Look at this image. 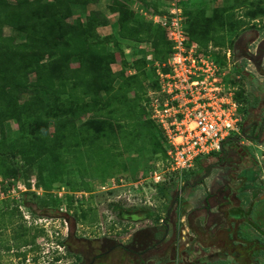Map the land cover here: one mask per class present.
<instances>
[{
  "label": "rangeland",
  "instance_id": "rangeland-1",
  "mask_svg": "<svg viewBox=\"0 0 264 264\" xmlns=\"http://www.w3.org/2000/svg\"><path fill=\"white\" fill-rule=\"evenodd\" d=\"M120 1L147 22L156 9L167 6L166 0ZM113 2L74 5L69 20L79 17L85 23L94 11L112 25L118 16H110ZM181 4L183 18H192L193 26L205 34L203 47L214 52L221 65H226L222 48L233 50L234 62L224 72L235 78L234 99L245 132L231 135L239 139L225 144V155L202 159L183 184L172 181L150 191L145 182L164 161L162 131L145 110L154 71L152 61L142 60L153 48L146 40H123L118 46V28L99 26L100 37L111 34L106 44L115 52L110 68L116 79L97 102L85 98L83 102L91 103L85 111L79 109L83 102L66 94L53 103L65 134L69 128L75 137L50 138L55 126L51 120L42 138L55 155L30 165L18 153L34 139L28 125L32 118L24 119L22 130L16 119L0 124V264H220V259L264 264V132L256 138L264 116V0ZM152 25L151 33L156 29ZM3 31L13 34L8 26ZM16 36L17 41L24 39L23 34ZM27 97L21 95L20 102ZM92 118L101 122L99 127ZM250 127L255 129L252 137ZM12 145L16 155L9 154ZM12 171L15 177L7 175ZM115 177L126 179L124 185L113 188ZM18 182L27 190L18 189ZM138 250L145 251L141 261L134 254Z\"/></svg>",
  "mask_w": 264,
  "mask_h": 264
},
{
  "label": "trees",
  "instance_id": "trees-1",
  "mask_svg": "<svg viewBox=\"0 0 264 264\" xmlns=\"http://www.w3.org/2000/svg\"><path fill=\"white\" fill-rule=\"evenodd\" d=\"M96 1L17 0L10 3L8 0H0V124L8 119H16L22 130L25 126L24 119L32 118L28 125L35 134L34 139L18 153L23 157L25 164L32 165L45 156L55 155L53 146L42 138V135H47L48 123L51 120H54L55 126L54 135L50 138L75 137L70 134L69 128L65 134V125L64 127L60 125L62 122L56 114L57 110L53 103L60 95L75 97L80 102L85 101V98L97 102L101 92L107 90L116 79L115 72L110 68L116 60L115 52L110 51L106 44L111 37H100L97 33L99 26L108 23L105 15L98 18V13L91 11L86 16L85 23L79 17H75L73 21L69 20L74 15V5L86 6ZM109 10L118 14L116 18L118 46L124 45L123 40L135 43L146 40L153 48V59L158 63L166 61L171 45L160 25L153 21L149 23L139 20L130 7L120 0H114ZM156 12L162 11L156 9ZM152 24L156 26L153 33L150 28ZM184 24L189 41L197 42L201 46L207 44L208 38L196 25L193 26L192 18L184 19ZM5 26L10 27L13 34L5 35L3 31ZM20 34H23L24 39L17 41L16 35ZM142 61L143 64L147 62L144 59ZM72 62H77L78 66L73 67ZM152 69L154 81L151 88L155 89L159 85L153 66ZM32 74L35 76L33 80L30 78ZM137 74L135 72L130 76ZM131 87L133 85L129 86ZM23 94H27L28 97L20 102ZM46 97L53 98V102ZM90 104L83 102L82 106L79 104V109L85 111ZM91 121L97 127L101 123L93 118ZM66 124L70 125V120H67ZM241 130L245 132L242 126ZM254 131V127L251 128V133ZM13 145L9 154L16 155ZM217 153L225 155L224 151L212 154ZM163 154L165 157L164 146ZM221 159L225 160L224 156ZM194 173L191 171L183 174V180ZM7 175L15 177L16 172L12 171ZM165 186L167 185L163 187L166 188ZM114 209L117 210L118 207ZM159 220L162 218L156 216V221ZM133 244L138 245L135 241ZM118 248L125 250L124 246ZM138 251H134V254L139 256L141 261V254Z\"/></svg>",
  "mask_w": 264,
  "mask_h": 264
},
{
  "label": "built area",
  "instance_id": "built-area-1",
  "mask_svg": "<svg viewBox=\"0 0 264 264\" xmlns=\"http://www.w3.org/2000/svg\"><path fill=\"white\" fill-rule=\"evenodd\" d=\"M166 3L151 21L162 27L171 51L163 63L155 61L151 52L146 54V61L153 62L159 87L148 92L145 110L162 131L165 148L164 161L157 164L145 182L150 191L172 181L183 184V174L196 172L202 159L219 152L224 139L241 130L232 84L235 78H228L224 72L230 71L234 62L233 50L229 46L222 48L220 55L226 65H221L214 52L189 41L181 0ZM125 180L112 178V187L123 186ZM22 183L18 182L17 188L27 190ZM30 190H34V183Z\"/></svg>",
  "mask_w": 264,
  "mask_h": 264
},
{
  "label": "flooded vegetation",
  "instance_id": "flooded-vegetation-1",
  "mask_svg": "<svg viewBox=\"0 0 264 264\" xmlns=\"http://www.w3.org/2000/svg\"><path fill=\"white\" fill-rule=\"evenodd\" d=\"M239 47L241 46V43L239 42L238 44H237ZM263 122L260 124V126H259V128H258V130H257V137L256 138H259L260 137V135L264 132V116H263ZM250 131H251V127H250ZM251 133V132H250ZM248 137H252V133L251 134H249L248 135ZM233 142V141H232ZM225 144H227V143H225ZM225 144H223V148H224V154L226 153V149H225ZM220 151H222V150H220ZM222 151V152H223ZM161 221H163V219L161 220ZM118 245V244H117ZM119 246H123V245H118L117 246V248L119 247ZM114 249V247H111L108 251H111V250H113ZM138 252H140L139 254H143L145 251H138ZM72 253H74V252H72ZM76 255H78V253H75V256ZM98 255H100V254H98ZM79 256V255H78ZM137 257V256H136ZM96 258H100V256L98 257H96ZM96 258H94V260L96 259Z\"/></svg>",
  "mask_w": 264,
  "mask_h": 264
},
{
  "label": "crops",
  "instance_id": "crops-1",
  "mask_svg": "<svg viewBox=\"0 0 264 264\" xmlns=\"http://www.w3.org/2000/svg\"><path fill=\"white\" fill-rule=\"evenodd\" d=\"M110 13V16H112V15H118L117 13H113V12H109ZM117 17V16H116ZM106 19H109L108 17H106ZM110 20V19H109ZM109 20H108V22H109ZM108 26H110V28H111V30H112V28H114V29H117V19H116V21L115 22H113L112 23V25L109 23V24H107V25H104V26H101V27H108ZM111 35V34H110ZM110 35H108V36H104V37H109ZM248 171H251L250 170V168H248L247 169ZM263 189H264V185H263V187H262ZM260 206V205H259ZM259 206H257V209L259 208ZM239 206L238 207H235V209H237L238 211H240L239 210ZM247 209H248V207L246 208H243V211H242V214H247ZM256 230L255 231H258L257 229L258 228H255ZM220 260H222L223 262H219L220 264H228V263H226V260L225 259H220Z\"/></svg>",
  "mask_w": 264,
  "mask_h": 264
},
{
  "label": "water",
  "instance_id": "water-1",
  "mask_svg": "<svg viewBox=\"0 0 264 264\" xmlns=\"http://www.w3.org/2000/svg\"><path fill=\"white\" fill-rule=\"evenodd\" d=\"M239 138H235V137H231V136H229V137H226L225 139H224V141L222 142V145H221V147H220V150H224V148H223V144H225V143H228L229 141H236V140H238Z\"/></svg>",
  "mask_w": 264,
  "mask_h": 264
}]
</instances>
